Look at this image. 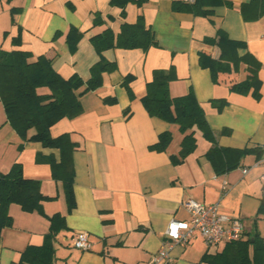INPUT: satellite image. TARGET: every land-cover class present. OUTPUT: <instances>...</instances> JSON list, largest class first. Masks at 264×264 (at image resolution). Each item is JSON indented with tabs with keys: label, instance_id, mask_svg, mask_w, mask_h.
I'll list each match as a JSON object with an SVG mask.
<instances>
[{
	"label": "crops",
	"instance_id": "obj_1",
	"mask_svg": "<svg viewBox=\"0 0 264 264\" xmlns=\"http://www.w3.org/2000/svg\"><path fill=\"white\" fill-rule=\"evenodd\" d=\"M178 1L129 2L121 8L110 0H0V51L22 49L31 53V61L46 55L62 77L77 74L83 81L91 77V67L100 58L115 63L113 70L102 73L100 86L80 97L79 115L51 126L52 136L66 134L76 145L72 155L76 206L71 210L62 182L52 176L50 160L59 161L60 150L23 140L6 121L0 100V172L19 163L24 177L40 182L43 194L56 196L41 203V212H25L10 204L13 223L0 232V264L17 261L28 245H41L49 217L57 213L64 216L65 227L53 240V264H155L152 257L162 247L169 221L188 220L183 203L189 198L205 205L219 202L221 212L239 216L244 223L241 239L250 236L253 242L255 233L264 238V15L243 18L240 6L250 0H201L200 13L175 10ZM140 15L153 32L155 45L146 50L115 46L99 54L91 37L106 29L116 36L123 23L133 24ZM71 28L81 33L75 51L67 42ZM218 30L245 43L238 49L240 56L249 53L259 61L258 97L230 90V82L246 79V64L233 77L220 74L217 83L209 69L200 66L199 51L214 49L204 40ZM18 33L21 43L14 45ZM171 67L169 93L181 96L192 91L215 139L212 143L195 130L196 147L180 161L174 159L183 138L179 125L149 115L142 103L153 72ZM128 75L133 78L125 84ZM221 100L226 103L218 109L213 102ZM165 131L171 132L165 149L153 148ZM213 145L259 147L262 152L253 151L237 167L217 174L206 156ZM223 179L229 182L224 195ZM80 231L89 234V250L73 246ZM225 245L209 247L196 236L173 247L171 264L204 263L207 253L220 252Z\"/></svg>",
	"mask_w": 264,
	"mask_h": 264
},
{
	"label": "trees",
	"instance_id": "obj_2",
	"mask_svg": "<svg viewBox=\"0 0 264 264\" xmlns=\"http://www.w3.org/2000/svg\"><path fill=\"white\" fill-rule=\"evenodd\" d=\"M145 1L110 0V4L124 8L129 2L141 5ZM200 4L201 0H196L192 5L178 1L174 4V9L200 13ZM240 11L245 20H256L264 15V0H250L243 3ZM80 36L81 33L77 29L69 30L67 42L71 51H75ZM204 41L214 49L211 52L199 51V64L209 69L212 81L217 83L220 74L232 76L238 73L240 65L244 63L248 72L246 79L230 82V90L241 94L251 92L253 96L258 97L261 84L258 77L260 63L249 53L242 56L238 54V49L244 47L245 43L230 39L222 30H218L214 37ZM91 42L99 54L115 46L146 50L156 44L153 32L145 26L141 15L133 24L123 23L116 36L110 29H106L91 37ZM20 43V33H18L13 38V44L20 45ZM30 58L31 53L22 49L0 51V100L6 113V121L23 140L40 142L44 147L60 150V160H50L52 176L62 182L68 209L71 210L76 206L72 160L76 145L66 134L52 136L51 126L63 117L72 118L79 115L82 111L80 97L100 86L102 73L113 70L115 63L100 58L91 67V77L83 81L77 74L69 78L62 77L54 70L52 59L46 55H40L32 61ZM132 78V75H128L124 83L128 84ZM173 78L172 67L168 71L155 70L152 80L146 85V94L142 97V103L149 115L179 125L183 138L179 155L174 156V159L180 161L196 147L195 130H199L212 143H215V139L204 110L194 93L190 91L181 96H172L169 93V83ZM43 88L47 90L41 91ZM225 103L224 100L213 102L218 109ZM223 132L229 131L223 130ZM170 140L171 132H162L152 147L163 150ZM253 151L262 152L259 147L233 148L213 145L206 156L216 173L221 174L240 165L242 159ZM55 198L56 196L41 192L39 181L24 177L19 163L14 164L7 173L0 172V232L13 223L9 215L10 204L19 205L25 212H41V203ZM49 221V231L45 235L44 242L41 245H28L21 252L20 258L10 264H53L55 259L53 240L55 234L65 227V218L57 213L49 217ZM253 238V242L250 236L227 242L222 251L207 253L202 262L264 264V238H260L258 233H255Z\"/></svg>",
	"mask_w": 264,
	"mask_h": 264
},
{
	"label": "built area",
	"instance_id": "obj_3",
	"mask_svg": "<svg viewBox=\"0 0 264 264\" xmlns=\"http://www.w3.org/2000/svg\"><path fill=\"white\" fill-rule=\"evenodd\" d=\"M182 3L192 5L196 0H181ZM264 162V160H262ZM248 171L247 167L242 169ZM229 189V182L222 180L221 194ZM189 214L188 220L171 219L165 229V238L160 251L153 255L155 264H171V250L174 246L186 245L192 238L200 236L207 246L218 243H227L242 238L244 223L239 216H231L220 211V203L205 205L195 199L189 198L183 203ZM73 246L81 250H89L91 241L85 231L77 232L73 238ZM204 264V263H199Z\"/></svg>",
	"mask_w": 264,
	"mask_h": 264
}]
</instances>
